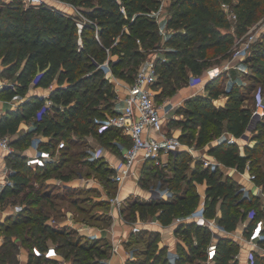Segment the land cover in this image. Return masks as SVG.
I'll list each match as a JSON object with an SVG mask.
<instances>
[{
	"label": "trees",
	"instance_id": "trees-1",
	"mask_svg": "<svg viewBox=\"0 0 264 264\" xmlns=\"http://www.w3.org/2000/svg\"><path fill=\"white\" fill-rule=\"evenodd\" d=\"M64 1L80 8L92 21L86 23L82 31V47L79 44L76 19L62 8L50 4L26 6L23 0H0V50L8 43L11 44L12 50L8 48L3 53V62H13L9 67L0 63L3 66L1 76L5 78L8 69L18 70L16 78L11 82L14 86L2 87L0 97L13 99L17 95H25L31 87L45 88L54 81L58 83L50 93L54 104L40 118L37 113L44 106L45 98L37 94L29 95L17 109L4 113L0 117V138L17 133L22 122H32V127L14 139L13 143L26 144V151L35 136L44 135L49 139L43 141L41 146L55 150L57 143L65 139L68 145L62 150L61 160L64 156L78 153L72 150L70 144L79 143V140L88 144L87 137L91 134L104 146L113 148L117 146L115 140L127 141L120 130L98 129L96 118L116 112L117 93L94 59L104 62L110 50L112 55L117 56L115 61L112 60L113 72L128 82L134 81L140 59L145 57L143 48L158 47L157 43L161 40L160 26L163 24L167 29V49L165 58L159 56L156 59L158 80L155 86L162 88L161 93L168 90L173 95L185 84L190 85L192 76L202 75L204 70L229 57L236 35L245 33L250 25L264 15V0H170V3L167 2L169 13L160 21L149 15V12L157 9L163 0ZM224 2L233 5L238 16L236 22L228 18L222 7ZM231 25L235 27V32L225 30ZM90 45L96 46L90 48ZM17 57L20 58L19 62ZM244 60L250 63L252 78L260 83L257 86L264 88V34L253 42ZM228 72L231 75L236 71L231 69ZM223 75L224 72L208 79V94H197L187 99L184 109L189 116L176 125L183 128L182 138L185 142L192 140L198 145L206 144L214 135H221L225 121L229 131L236 137L243 135L249 128L252 129L255 144L246 145L244 153L240 152L238 143L228 139L213 145L209 152L225 165L240 170L250 162V169L256 174L257 181L264 184V170L261 166L264 155V118H253L254 93L257 87L250 84L251 89L255 90L249 96L240 92L238 81H233L229 88H223L220 84ZM224 93L229 96L226 105H216L214 100ZM249 99L253 102H246ZM84 153L83 151L82 154ZM27 155L18 151L6 157V163L15 158H22L24 161L13 163L14 168L10 173L12 181L0 191V202L8 194L19 193L29 186L30 175L25 170ZM61 160L49 162L47 168H59ZM192 161L187 151L174 154L171 158V175L156 166L146 165L142 183L149 185L152 179L162 178L173 189L174 196L171 199L137 200L132 204L131 213L137 216L138 211L141 217L157 215L164 224H169L175 216L188 215L197 207L200 193L196 182L206 181V213L214 216L220 204V221L227 229H234L252 208L256 213L250 224L264 217V205L260 196L253 194L250 198L244 197L235 176L226 175L222 168H205L201 160L192 167ZM84 162L112 181L111 169L103 159ZM44 208L42 206L36 211L27 206L6 226V232H13L26 220L35 221L42 231L54 233L57 231L56 226L46 223ZM180 227L188 249L182 244L178 245L176 264H202L201 260L206 257L210 242V232L192 222ZM140 234H144L145 238L146 246L142 252L144 256L134 253L135 257L126 264H171L165 254L157 256L154 262L150 260L157 246V233ZM10 239L0 245V260L15 262L18 244L12 237ZM261 243L264 245V239ZM48 244L38 238L31 242L28 264L42 260L61 261L58 258L33 256V245L46 248ZM61 247L57 246L59 252ZM217 250L216 264H240V260L234 259V255L240 251V245L235 240L220 238ZM99 253L103 255L105 251ZM104 260L100 264H105ZM254 264H264V255L257 252Z\"/></svg>",
	"mask_w": 264,
	"mask_h": 264
},
{
	"label": "built area",
	"instance_id": "built-area-1",
	"mask_svg": "<svg viewBox=\"0 0 264 264\" xmlns=\"http://www.w3.org/2000/svg\"><path fill=\"white\" fill-rule=\"evenodd\" d=\"M26 6L30 5H43L50 4L56 5L68 12L76 19L78 32L80 34L79 44L83 46L82 31L85 24L92 22L87 16L85 19L79 20L76 17V11H82L77 6L64 0H23ZM65 6L69 9L65 10ZM228 18L233 22H236L238 16L231 3L224 2L222 4ZM165 8L164 1L160 6L149 12V15L156 17L158 21L162 19V13ZM74 12H73V11ZM161 32L167 33L165 26H160ZM233 32L235 27L233 26ZM264 34V15L255 23L250 25L245 33L238 36L236 35L233 45V51L231 59L222 62L215 66H212L209 71V79L215 78L221 75L224 71L228 72L232 69V61L236 58L244 59L248 55L253 42ZM98 36V35H97ZM138 42H141L138 39ZM159 57V56H158ZM154 57L148 59L144 66L138 68L137 75L132 82H128L121 77L117 76L112 69V60L117 59L116 55H112L109 50V56L104 62H99L94 59L97 67L102 69L105 76L114 85V89L117 93V102H122L121 106L116 105V112L111 114L107 113L105 117L96 118L99 131L105 129L114 128L120 130L122 135L127 139L115 140L120 156L117 161H111L106 157L104 147H91L87 150V161H98L103 159L106 162V166L111 169V180L117 185V193L110 196L109 191L105 196V200L108 201L113 209L120 210L124 206L125 197L121 195V186L127 181H134L136 185L140 186L143 170L146 165L159 167L165 172L170 167L171 171V158L174 154L181 151H187L190 154H194L193 148L185 142L182 138L183 128L171 127L166 129L167 121L175 118L173 109L175 104L169 101H164L162 104L157 102V92L155 84L158 80V72L156 67V59ZM165 58V56H162ZM2 65L0 64V89L5 85L14 86V83H7L2 80L1 72ZM38 78L35 79V82ZM205 78L203 75L192 76L190 85L195 86L203 84ZM55 89L54 83L44 88V92L40 96L45 98L44 106L38 111L37 117L40 118L42 113L50 108L54 101L50 96L51 91ZM124 92L122 96L121 93ZM253 118H264V88L257 86L254 93V108ZM225 137H222V140ZM46 139L43 135L35 136L31 143L32 153L28 154V165L33 169L47 165L53 161V157L57 151H62L67 147L68 143L65 139L60 140L55 150L42 147L41 144ZM0 175L3 178L10 177V166L6 163V157L16 152V148L13 143L11 135L7 134L0 138ZM194 162L198 160L202 161V165L205 168L215 170L222 168L225 174L238 173L242 176L243 181L239 182V190L244 197L250 198L253 194L263 197V186L257 181L256 174L250 169V162L247 163L243 170L237 167H231L221 162L215 155L211 154H194ZM196 160V161H195ZM193 162V161H192ZM193 167V166H192ZM206 182V181H204ZM204 182H196L198 192L200 193V201L197 207L188 215H178L173 218L169 224H164L157 215L152 219H142L138 217L137 221L126 220L130 225L132 233H139L145 229L154 230L153 224H158L160 227L158 230L157 246L153 255L150 257L151 261H155L157 256L165 254L166 258L171 264H176L178 259V245L182 244L188 249V245L183 237V229L180 225L186 226L187 223L192 222L199 226L205 227L210 232V242L206 249V257L201 260L202 264H216V258L218 255L217 242L220 238L235 240L240 245V251L234 255V259L240 260L241 251L245 245L249 246L247 253L248 264H254L257 252L264 255V245L261 240L264 239V217H261L250 224L248 221H252L255 217V209L252 208L247 217L240 220L236 227L232 230L227 229L220 221L222 217V209L218 205L214 216H209L206 213V192L203 194L200 191V186ZM258 189V191H257ZM146 194H142V198L145 200H161L171 199L174 196L173 189L162 178H158L156 183L148 185L146 188ZM135 194V192H134ZM82 227V226H81ZM121 244L123 243L120 242ZM117 243L112 247V254H120L121 244ZM1 245V242H0ZM31 252L34 257L42 258H60V252L57 246L53 243H49L46 248H42L39 245H33ZM30 249L28 250L27 257L29 259ZM135 257L133 250H128L124 256V264L127 261L132 260ZM105 264H112L110 259L104 260Z\"/></svg>",
	"mask_w": 264,
	"mask_h": 264
},
{
	"label": "rangeland",
	"instance_id": "rangeland-1",
	"mask_svg": "<svg viewBox=\"0 0 264 264\" xmlns=\"http://www.w3.org/2000/svg\"><path fill=\"white\" fill-rule=\"evenodd\" d=\"M163 1L165 8L163 10L162 16L166 17L169 13L167 2L170 3V0ZM68 9L69 8L65 6V10ZM75 12L76 17L79 20L86 18V15L83 11L75 10ZM225 30L233 31V26L231 25V27L225 28ZM93 46L96 45H90V48ZM157 46V48H143L145 57L140 59V64H138L139 68L144 66L148 59L154 57L156 58L158 56H165V50L167 49V46L165 44V34L163 32H161V40L157 43ZM7 49L12 50V45L8 43L0 50V63L5 64L3 62V53L7 52ZM231 56L232 54L222 62L228 61L231 59ZM217 57L219 58L220 55ZM244 59L236 58L232 61V69L236 71L234 72L235 74L232 72L231 75L226 74V71H224V75L220 78V84L223 88H229L233 81H238L240 92L243 94H248L249 96V94L254 91L251 89L250 84H256L257 80L252 78V69L250 67V63L246 62ZM16 60L19 62L20 58L17 57ZM12 64L13 62L9 64L7 63L5 65L9 67L12 66ZM128 65L130 66L131 63H128ZM17 72V68L8 69L5 73L6 77H2V80L6 81L7 83L13 82L16 78ZM202 75L205 79H208L209 77L206 70L202 72ZM155 88L158 90V104H162L165 100H167V98H176L179 96V92L181 90H188V94L180 99L181 104H178L177 102V109L174 111L175 118L169 122L167 121L166 129L178 127V125H176L179 123L178 121L186 120L189 116L184 109L187 99L197 95L200 90L204 92L203 84L195 85V87L185 84L173 95L169 94L168 90L164 92L162 91L161 93L162 88L159 86H155ZM31 89L44 90V88ZM31 89H29L25 95L15 96L13 98L14 101L18 104L22 100L26 99L30 95V92H32ZM0 99L4 100L5 98L0 97ZM246 102L252 103V99H249V101ZM116 103L118 104L117 99ZM21 125L19 129H21ZM222 135L223 134L218 136L214 135L209 142L203 145H198L192 140L186 142H188V144H190V146L193 148L194 154H201L200 152H205L209 144L219 140ZM25 145L26 144L23 143L20 145L14 144L16 152L20 151L22 153L29 154L27 150L25 151ZM70 146L72 150H78L80 152L64 156V159L61 160V157L63 156L62 151H57L52 160L53 162H59L61 160L62 165H60L59 168H47V164L40 166L35 170L32 166L28 165V158H26L27 165L25 170L29 172L30 175L29 186L25 187L19 193L8 194L6 198L0 202V242L1 244H4L6 241L11 240L10 237H12V240L17 242V260L15 262L0 260V264H21V258L25 253V250H29V244L37 238L43 240L45 243H53L56 246L61 245L62 247L60 249V255L62 259L58 262L42 260L41 262H35L34 264H65L66 262L67 264H86V262L90 263L93 261H97L99 262L98 264H100L102 259H110L112 256L113 245L110 243V240L104 236L89 235L87 234V231L96 227H102L106 229L112 224V221L114 220L113 213L115 210L112 208V205L105 200V196L107 195V191H109L110 196L116 194L118 187L113 181L107 180V176L104 173L95 170L84 162L85 157L82 152L85 150L84 148L87 147L86 143H84L82 140H79L78 144H70ZM194 154H190L192 160H194ZM22 161H24L22 158H15L9 159L7 163L12 170L14 168V162ZM261 166L264 170V155L262 156ZM165 172L169 175L172 174L169 166ZM11 181V176H5L3 178V176L0 175V191H2L6 185L11 183ZM154 181H156V179H152V182ZM259 183L263 184V182ZM137 191L138 190L135 191V194H131L125 199L124 206L122 207L123 214L126 216L127 220L132 221L137 219V216L131 213L133 210L132 204L137 200H144ZM27 206H31V208L36 211L42 206L45 207L44 214L47 217L46 223L56 226L55 229L57 231L54 233L42 231L40 228H38L35 221L32 222L24 220L18 227H16L13 232L7 233L5 230L6 226L11 224L16 216L25 208H27ZM147 217L148 216H142L143 219H148ZM115 222L116 230H118L122 223L120 215L115 214ZM16 232H18L17 235ZM143 236L144 234H136L132 236V238H129L128 241H126V250H133L136 255L144 256L142 252L144 251L146 245L145 238ZM106 242H108L110 245H108ZM94 244L97 245L94 246L93 249H90ZM102 250L105 251V254L103 255L99 253V251ZM111 260L113 264H118L121 258L116 254L112 256ZM24 261L25 258H22V263Z\"/></svg>",
	"mask_w": 264,
	"mask_h": 264
},
{
	"label": "crops",
	"instance_id": "crops-1",
	"mask_svg": "<svg viewBox=\"0 0 264 264\" xmlns=\"http://www.w3.org/2000/svg\"><path fill=\"white\" fill-rule=\"evenodd\" d=\"M213 66H215V65H213ZM210 68L211 67H209L208 69H206V72H207V75L208 76H209V71L208 70ZM226 74H230V73L228 72ZM208 79H209V77H208ZM208 79L206 78L205 79V82L203 83V91L204 92H202L200 90L198 92V94H203V95L208 94V90L206 89V82L208 81ZM53 83H54V88H56L58 86V83L56 81H54ZM258 84H260V83L257 82L254 85V88H256ZM31 88H42V87H31ZM254 88H253V90H255ZM31 91L32 92H30V95H32V94L40 95L45 90H39V89H34L33 90V89H31ZM179 93H180L179 96H177L176 98H173V99L167 98V100H165V101H169V102H172V103L175 104V108L173 109L172 113L177 109L176 108L177 102L179 104L181 102L180 99L183 96H186V94H188V90H181ZM224 94L221 97H219V98H217V99L214 100V102L216 103V105H218V106H224V105H226V103H227V101L229 99V96L227 94H225V95ZM121 95L123 96L124 95V92H122ZM24 100H22L20 103L17 104L14 101V99H6V100L5 99L4 100L0 99V117L4 113H6L8 110L17 109ZM252 102H253V100H252ZM117 105L118 106H121L122 105V102H118ZM21 126H22L21 129H19L17 133L13 134V137L11 135V137L13 138V140L16 139V138H19L22 134L26 133L32 127V122L24 121V122H22V125ZM222 134L223 135L221 136V138L219 140H217L214 143H210L209 146L207 147L206 151L203 152V153L202 152H200V153L201 154H211L209 152L210 148H212L213 145L222 142L223 141L222 140V137H225L226 139H228V140H230L232 142L238 143L239 144V148H240L239 150H240L241 153H244L245 152V146L246 145L253 146L255 144V139L253 138V136H254L255 133H254V131H252V129L249 128L243 135H241L240 137H236V136H234L233 133H231L229 131V129L227 127V121H225V127H224V130H223V133ZM43 137L46 140L49 139L48 136H44L43 135ZM87 140H88V144H86L87 147L84 148L85 150H83L85 152L84 153V157H85L84 160L86 159V155H87V150L88 149H90L91 147H100V146H103L104 147V152H105L106 157L108 159H110L111 161H117L118 160V158L120 156V153L118 151L117 146H115V148L110 147V146H104L101 143V141L96 136H94L92 134L87 137ZM76 144H78V143H76ZM27 151L29 152V154L33 152V150H32L31 147L28 148ZM75 151L76 152H80L78 150H75ZM0 152H1V150H0ZM211 155H213V154H211ZM195 164H196V162H194V160H193L192 166H194ZM89 166L92 167L91 165H89ZM232 175L235 176L239 180V182L243 181V179H244L242 176H239L238 173H234ZM156 182H157V180L154 181V182H151L150 184H153V183H156ZM260 185L263 186V189H264V184L260 183ZM147 186L148 185H144L142 182H141L140 186H138V185L135 184L134 181H127V182L123 183V185L121 186L120 193L126 199L129 195L134 194V192L136 190H138L137 192L140 194V196L142 198V194H146L145 188ZM199 189H200V191L203 194H205L206 189H207V182H204L200 186ZM257 191H258V189H257ZM261 202L264 205V196L263 197L261 196ZM219 206H220V204H219ZM114 210H115V212L113 213L114 220L112 221V224L111 225H109L106 229L105 228H102V227H96V228H92V229L88 230V228H87V230H88L87 231V234L92 235V236H102V237L104 236V237H107L110 240V243L112 245H115V244L120 243V242L123 241L122 244L120 243L121 244L120 254H117V256H120V258H121V260H119V263L118 264H124V260L123 259H124V256L126 255V252L128 251L125 248V245L127 244L126 241H128L129 238H132V236H134L136 234H140V233H145L146 232V233H157L158 234V230L157 229L160 227V225L153 224L152 225L154 227V230L153 231L152 230L145 229V230H143L142 232H139V233H132L131 232L130 225L127 224V222H126L127 219H126V216L123 214L122 208L120 210H118V209H114ZM115 214L120 215V219L122 220L121 227H119L118 230H116ZM136 214H137V219L132 220V221H137L138 220V217L142 218L140 216V214H139L138 211L136 212ZM153 217H155V216L154 215H150L147 218L152 219ZM129 221H131V220H129ZM248 222L250 223V221H248ZM83 227H85V226H83ZM248 250H249V246L248 245H245L242 248V251H241L242 254H241V258H240V264H248V260H247ZM27 254H28V249L25 250V253L22 256V258H25V261L23 263H22V258H21V264H28ZM113 255H116V254H112V256ZM112 256L110 257V260H111ZM137 256H139V255H137ZM59 259L61 260L62 257H60ZM65 264H67V262Z\"/></svg>",
	"mask_w": 264,
	"mask_h": 264
},
{
	"label": "water",
	"instance_id": "water-1",
	"mask_svg": "<svg viewBox=\"0 0 264 264\" xmlns=\"http://www.w3.org/2000/svg\"><path fill=\"white\" fill-rule=\"evenodd\" d=\"M226 138H223V140H225Z\"/></svg>",
	"mask_w": 264,
	"mask_h": 264
}]
</instances>
